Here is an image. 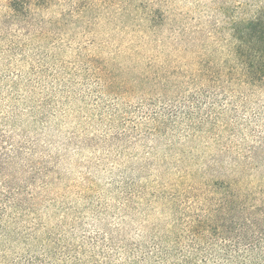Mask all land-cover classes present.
Returning <instances> with one entry per match:
<instances>
[{"label": "trees", "instance_id": "16d2710c", "mask_svg": "<svg viewBox=\"0 0 264 264\" xmlns=\"http://www.w3.org/2000/svg\"><path fill=\"white\" fill-rule=\"evenodd\" d=\"M63 2L47 19L53 0H7L12 22L30 27L0 52V264H264V1L209 32L170 33L177 55L153 53L133 75H119L117 42L93 36L70 52L54 29L75 17L85 35L91 23L129 26L126 67L137 66L166 22L161 7ZM124 85L153 90L121 110ZM75 100L100 109L80 123L118 117L116 137L143 147L141 163L109 166L105 192L83 205L57 190L61 153L49 151L94 139L63 130Z\"/></svg>", "mask_w": 264, "mask_h": 264}, {"label": "rangeland", "instance_id": "374dc122", "mask_svg": "<svg viewBox=\"0 0 264 264\" xmlns=\"http://www.w3.org/2000/svg\"><path fill=\"white\" fill-rule=\"evenodd\" d=\"M138 3L157 4L163 12H165L166 22L159 29L157 34L151 35L149 42L141 44L138 52L144 57V62H139L137 66L126 67L132 64L133 61L127 57L130 52L131 34L129 26L123 30L122 26L116 28L114 23L106 22L102 26H96L94 23L88 25L91 32H97L93 35H85L84 24L81 20L75 17L72 21L63 22L54 29V34L63 37L67 42H71L72 47L68 50L72 52L75 47L85 43L87 39L93 36H98V42L102 40L117 42V49H126L122 51L118 61L124 67L123 75L126 71H130V75L140 72L141 67H144L147 60L156 55L162 62L169 54L177 55L173 49L172 43L169 42L167 37L170 33L176 31L177 34L185 32L186 35H194L196 32L200 34L201 31L209 32L212 30L213 24H220L229 16L241 15L255 10L257 3L264 0H131ZM134 4V3H133ZM70 4H65L63 0H53L48 11H44L42 16L49 18L50 16L58 15L62 12V8H69ZM95 14V12H94ZM59 16V15H58ZM99 17H103L99 15ZM17 23L12 22V13L9 12L7 7V0H0V52L4 50H11L12 53V29L17 31L20 35L24 36L27 33L30 25L25 20H17ZM87 25V24H84ZM222 25V24H221ZM219 25V26H221ZM48 27H52L49 25ZM123 32V33H121ZM120 41V42H119ZM177 48H185V44L176 46ZM105 47L104 56H111ZM71 56V53L69 54ZM179 55V54H178ZM68 56V54L66 55ZM186 58L188 55L183 54ZM119 69H114L118 72ZM123 91L120 92L119 100L115 99V105L121 110L127 105H136L137 101L144 96L142 91L153 90L152 86L144 85L143 89L140 86L124 85ZM127 88V89H126ZM156 91V90H154ZM142 95V96H141ZM264 100V96L262 97ZM126 105V106H127ZM72 110L75 117H70L63 130L69 132L77 129L82 131L83 134H95L93 140L87 141L83 147L68 149L65 154L57 152L55 146H52L49 151L53 155L61 153L59 160L56 164L58 181L57 190L61 193L72 194L71 196L78 197L81 205L86 201L87 197L96 194L97 192H105L109 180V166L121 168L122 170H131V167H136L141 163L139 155H143V147L140 146L139 141L131 140L125 141L116 137L115 126L121 128L119 118L106 117L103 120L89 119L84 123H80V118L93 117L94 114H100V109L92 104L91 100L84 103V100H75L72 104ZM111 112V111H110ZM76 127V128H75ZM121 130V129H120ZM61 140L64 134L58 135ZM76 145V144H75ZM140 150V152H139Z\"/></svg>", "mask_w": 264, "mask_h": 264}]
</instances>
